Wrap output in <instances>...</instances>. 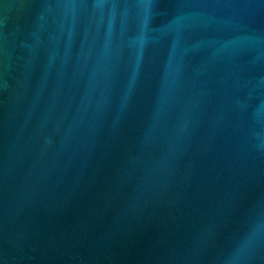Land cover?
Returning a JSON list of instances; mask_svg holds the SVG:
<instances>
[{
    "label": "water",
    "instance_id": "obj_1",
    "mask_svg": "<svg viewBox=\"0 0 264 264\" xmlns=\"http://www.w3.org/2000/svg\"><path fill=\"white\" fill-rule=\"evenodd\" d=\"M0 264H264V0H0Z\"/></svg>",
    "mask_w": 264,
    "mask_h": 264
}]
</instances>
